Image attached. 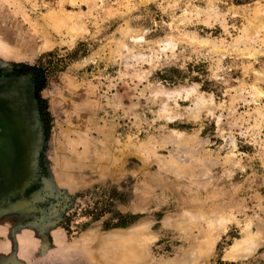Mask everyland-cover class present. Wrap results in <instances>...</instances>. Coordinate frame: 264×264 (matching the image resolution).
I'll use <instances>...</instances> for the list:
<instances>
[{
    "label": "rangeland",
    "instance_id": "1",
    "mask_svg": "<svg viewBox=\"0 0 264 264\" xmlns=\"http://www.w3.org/2000/svg\"><path fill=\"white\" fill-rule=\"evenodd\" d=\"M8 84L34 146L0 264H264V0H0Z\"/></svg>",
    "mask_w": 264,
    "mask_h": 264
},
{
    "label": "flooded vegetation",
    "instance_id": "2",
    "mask_svg": "<svg viewBox=\"0 0 264 264\" xmlns=\"http://www.w3.org/2000/svg\"><path fill=\"white\" fill-rule=\"evenodd\" d=\"M31 85L34 90H39L37 76ZM22 95L24 89L19 85L0 86V181L1 185L12 183L17 188L24 182L25 171L29 167L30 148L34 146V135L32 138L29 114ZM12 189L2 190L1 198L10 194L8 191Z\"/></svg>",
    "mask_w": 264,
    "mask_h": 264
},
{
    "label": "trees",
    "instance_id": "3",
    "mask_svg": "<svg viewBox=\"0 0 264 264\" xmlns=\"http://www.w3.org/2000/svg\"><path fill=\"white\" fill-rule=\"evenodd\" d=\"M178 73V72H176ZM37 75L40 76L41 74H39L37 72ZM179 78H180V82L183 80V76H181L182 74L178 73ZM39 78V83L41 81H43L42 79V76L38 77ZM177 78V79H179ZM161 80H164V81H169L170 83H175L176 80H174V78L170 77V76H163L160 78ZM198 78H192L191 82H196L198 83ZM40 86V85H39ZM42 86V87H41ZM40 87L43 88V85H41ZM203 90H208L207 88H202ZM119 194H117V192H112V194L110 196H107L105 197V201H104V206L102 208H100L98 210V212H91L90 211V214L93 215V218L98 220L100 219L101 217H103L105 214L107 213H114L113 217L110 218L108 221H106L104 223V230H112V229H123V228H127L129 227L130 225H132L134 222H135V217L132 216V215H123V214H119V213H115V212H112L111 210H109V206L113 203L114 199L117 198V199H121L119 198ZM123 198V196H121Z\"/></svg>",
    "mask_w": 264,
    "mask_h": 264
},
{
    "label": "crops",
    "instance_id": "4",
    "mask_svg": "<svg viewBox=\"0 0 264 264\" xmlns=\"http://www.w3.org/2000/svg\"><path fill=\"white\" fill-rule=\"evenodd\" d=\"M164 225L165 226L170 225L169 221L165 220L164 221ZM4 227L6 228V224L3 222V220H0V230H2ZM141 232H142L141 229H131L129 231V233H126V234H113V235L108 236L104 240H127V242L129 243L132 240H137V238H138V236L140 235ZM90 239L89 238H83L81 240H90ZM127 242H123V244H126ZM120 245H122V244L120 243L116 247H118ZM129 252H133L134 253V251H129ZM165 264H178V263L171 262V263H165Z\"/></svg>",
    "mask_w": 264,
    "mask_h": 264
},
{
    "label": "bare ground",
    "instance_id": "5",
    "mask_svg": "<svg viewBox=\"0 0 264 264\" xmlns=\"http://www.w3.org/2000/svg\"><path fill=\"white\" fill-rule=\"evenodd\" d=\"M232 252H233V250H232ZM232 254H234V253H227L226 254V258H229V259L231 258L232 259L233 257H235Z\"/></svg>",
    "mask_w": 264,
    "mask_h": 264
}]
</instances>
